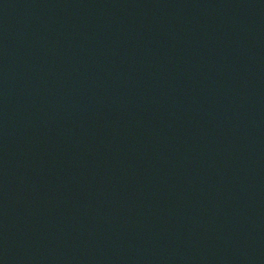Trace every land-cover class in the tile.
<instances>
[{"label": "water", "instance_id": "obj_1", "mask_svg": "<svg viewBox=\"0 0 264 264\" xmlns=\"http://www.w3.org/2000/svg\"><path fill=\"white\" fill-rule=\"evenodd\" d=\"M0 264H264V0H0Z\"/></svg>", "mask_w": 264, "mask_h": 264}]
</instances>
